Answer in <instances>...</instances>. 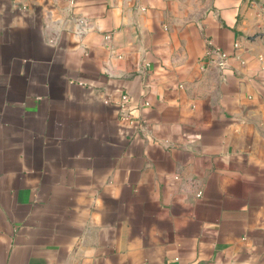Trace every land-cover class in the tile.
<instances>
[{"label":"crops","instance_id":"1","mask_svg":"<svg viewBox=\"0 0 264 264\" xmlns=\"http://www.w3.org/2000/svg\"><path fill=\"white\" fill-rule=\"evenodd\" d=\"M0 264H264V0H0Z\"/></svg>","mask_w":264,"mask_h":264},{"label":"built area","instance_id":"2","mask_svg":"<svg viewBox=\"0 0 264 264\" xmlns=\"http://www.w3.org/2000/svg\"><path fill=\"white\" fill-rule=\"evenodd\" d=\"M207 54L212 58V61L215 62L220 68H224L226 66V62L228 59L227 54L220 48L214 46L211 42L209 43ZM124 100H127L126 96H124Z\"/></svg>","mask_w":264,"mask_h":264}]
</instances>
